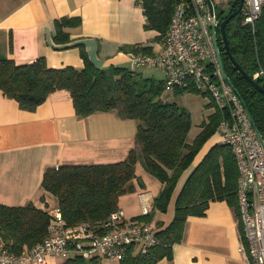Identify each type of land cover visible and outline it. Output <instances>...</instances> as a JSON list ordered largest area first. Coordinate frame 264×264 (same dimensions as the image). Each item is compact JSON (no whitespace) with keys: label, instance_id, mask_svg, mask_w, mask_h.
Segmentation results:
<instances>
[{"label":"trees","instance_id":"1","mask_svg":"<svg viewBox=\"0 0 264 264\" xmlns=\"http://www.w3.org/2000/svg\"><path fill=\"white\" fill-rule=\"evenodd\" d=\"M176 1L136 0L142 6L145 28L157 32L156 41L168 29ZM238 4L239 0H229L227 13L217 9L219 21L234 11ZM79 23L77 16L57 19L54 42L62 44V47L68 46L71 38L65 28ZM225 32L229 51L245 72L252 77L259 68L264 70V11L253 28L242 24L238 14L225 24ZM219 42L224 69L242 96L256 127L264 132V93L255 89L235 68L221 37ZM75 45L79 47L84 62L81 68L70 65L49 67L43 56L29 63H16L0 53V90L24 110L32 111L51 92L66 89L71 95L75 113L80 117L116 110L119 115L136 120L135 146L123 160L62 163L45 168L41 190L56 198V207L65 224L72 226L80 221L93 222L107 217L117 208L118 197L133 190L131 180L137 161L163 185L152 199L150 210L137 219L151 222L153 211H165L173 190L181 180L182 185L175 198L171 222L156 230L157 242L145 253L129 247L120 264H155L163 257L170 258L172 244L183 238L188 218L203 215L212 200H225L238 217V171L229 146L217 138V142L209 144L201 159L192 165L216 132L219 114L215 111L208 115L189 141L191 113L175 100L161 98L165 89L163 79L144 76L136 68L127 66L99 68L87 56L81 42ZM130 51L151 53L152 48L135 45ZM255 80L264 86V76ZM174 92L179 95L186 91L174 89ZM51 215L31 201L24 205L0 203V237L4 247L18 254L41 241L47 234ZM61 264H99V258L73 255Z\"/></svg>","mask_w":264,"mask_h":264},{"label":"crops","instance_id":"2","mask_svg":"<svg viewBox=\"0 0 264 264\" xmlns=\"http://www.w3.org/2000/svg\"><path fill=\"white\" fill-rule=\"evenodd\" d=\"M63 16L80 18L77 26L65 28L71 38V45L65 47L53 39L56 20ZM156 35L154 29L145 28L142 6L136 0H0V53L16 63L43 56L49 67L81 68L84 62L75 45L81 42L97 67H131L130 48L150 46L153 52L158 49ZM167 90L161 98L175 100L190 113L201 105H212L198 97H185L186 92L175 95L174 89ZM213 112L214 108L202 112L206 118L198 124ZM135 133L136 120L116 110L78 116L66 89L51 92L32 111L20 108L0 90V203L24 205L31 201L52 213L57 200L40 186L46 167L123 160L135 146ZM207 148L197 154L192 165ZM131 181L133 190L118 197L117 207L127 216L138 218L150 210L152 199L163 185L140 161L135 164ZM181 185L182 180L165 211H153L150 223L157 231L171 222ZM239 224L231 205L225 200H212L203 215L188 218L183 238L172 244L171 257L155 264H251L241 250ZM63 260L55 257L45 264H61ZM99 264H120V260L105 257Z\"/></svg>","mask_w":264,"mask_h":264},{"label":"built area","instance_id":"3","mask_svg":"<svg viewBox=\"0 0 264 264\" xmlns=\"http://www.w3.org/2000/svg\"><path fill=\"white\" fill-rule=\"evenodd\" d=\"M212 5L210 12L207 0H177L158 49L129 51L128 56L132 68H160L165 88L208 95L219 114L218 140L229 146L237 165L241 250L251 264H264V132L256 127L224 69L220 21ZM262 11L264 0H242L241 23L253 28ZM258 76H264L262 68L252 75L254 79ZM51 214L46 236L18 254L7 250L0 237V264H45L51 258L73 255L121 260L129 247L145 253L157 242L150 222L127 216L119 207L104 219L72 226L65 224L57 207Z\"/></svg>","mask_w":264,"mask_h":264},{"label":"rangeland","instance_id":"4","mask_svg":"<svg viewBox=\"0 0 264 264\" xmlns=\"http://www.w3.org/2000/svg\"><path fill=\"white\" fill-rule=\"evenodd\" d=\"M228 2L229 0H213V3L215 4V6L217 7V9L219 11H223L224 13L228 12ZM137 72L142 73L144 76L147 77H154L156 79H161L162 76L164 75V72L158 68V67H149V66H142V67H137L136 68ZM169 91L170 88H167ZM189 93V94H188ZM185 97H198L200 99H202V101H210L208 98V95L205 94H200V93H192V92H186V94L184 93ZM213 106L211 105H206V106H199V108H197V110L192 111V120H193V124L192 127L190 128L189 132H188V140H192V138L195 136V134L198 132V128L200 127L198 124V121H200L201 119H205L206 115H202V112H204V114L211 112L212 111ZM217 140V133L215 132L214 135L207 141L205 146H209V144H213Z\"/></svg>","mask_w":264,"mask_h":264},{"label":"water","instance_id":"5","mask_svg":"<svg viewBox=\"0 0 264 264\" xmlns=\"http://www.w3.org/2000/svg\"><path fill=\"white\" fill-rule=\"evenodd\" d=\"M207 4L209 7V11L212 12L213 10V5L211 0H207ZM242 0H239L238 7L230 12L226 17H224L220 22H219V32L220 36L222 38L225 51L229 57V60L232 62V64L235 66V68L243 75V77L257 90L260 92L264 93V86L260 85L253 77H251L247 72H245L241 66L237 63V61L234 59V57L231 55L227 43V37H226V32H225V24L233 17L237 16L240 12Z\"/></svg>","mask_w":264,"mask_h":264}]
</instances>
